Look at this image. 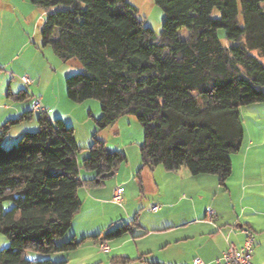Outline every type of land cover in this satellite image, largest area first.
<instances>
[{"label":"trees","instance_id":"obj_1","mask_svg":"<svg viewBox=\"0 0 264 264\" xmlns=\"http://www.w3.org/2000/svg\"><path fill=\"white\" fill-rule=\"evenodd\" d=\"M27 1L45 15L42 47L81 67L65 79L68 100L98 101L100 117L81 163L73 129L61 119L38 114L37 130L8 147L3 140L9 128L29 121L32 113L0 126V233L9 242L0 250V264H66L31 262L24 252H71L88 239L55 244L81 209L78 190L102 186L104 175L127 163L124 153L108 151L97 137L120 117H134L143 130L135 176L141 191L142 170L157 167L213 175L224 185L231 156L242 146L239 110L264 103L259 59L264 57V0H153L163 13L158 38L127 0ZM181 29L187 31L184 38ZM12 97L27 95L21 91ZM81 170L94 178L82 179ZM5 203L11 206L5 209ZM135 226L132 220L93 239H120ZM129 261L112 257L110 264Z\"/></svg>","mask_w":264,"mask_h":264},{"label":"rangeland","instance_id":"obj_2","mask_svg":"<svg viewBox=\"0 0 264 264\" xmlns=\"http://www.w3.org/2000/svg\"><path fill=\"white\" fill-rule=\"evenodd\" d=\"M136 9V17L140 20L144 27L151 29L155 38H158L161 32V26L163 21L162 10L154 5L153 0H127ZM11 3V8L7 5ZM15 9V13L13 11ZM28 15L27 18L20 17V15ZM45 19L44 12L33 5H31L27 0H7L4 4L0 2V59L4 61H11L13 57H20L13 64L15 66L11 67L9 65H0V107H8L9 113L15 111L22 105V101L15 99L14 97H9L8 94L16 95L19 90L17 83H13L16 80V76L13 77L12 73H22L25 77L29 78L33 82V78L36 80V85L32 88L34 90L35 96L39 97L44 93L45 101L55 102L58 111H61L63 115H75L73 119L74 125L71 127L73 129V137L77 146L81 149L77 155L78 163L86 157L87 149L92 144V135L97 131V126L95 121L99 119L98 110H100V104L96 100H87L85 103H72L68 100L66 95L65 79L71 75H75L81 71L79 63L75 60L69 61L68 63L61 62L53 53L51 47H42L40 39V29L43 21ZM28 21H30L28 23ZM180 37H185L187 31L181 29L179 31ZM218 37L221 43L228 46L229 43L224 39V31H218ZM257 56V53H253ZM15 60V58H13ZM264 65V57L259 58ZM12 63V62H10ZM24 67L27 68L24 70ZM22 71V72H21ZM27 71V74H25ZM35 76V77H34ZM14 78V79H11ZM17 82V81H15ZM37 88V89H36ZM36 89V92H35ZM67 102L68 105L65 102ZM32 103V101H31ZM45 103V102H43ZM43 105V104H42ZM19 106V107H18ZM22 105L21 108H24ZM71 106V107H69ZM75 106H80V109L74 110V112L69 111L70 108ZM254 106V105H249ZM249 106L240 108V118L243 127V134H250L253 138L254 147L249 155L253 153L257 154L258 163L253 161V157L249 156L250 161H247L245 174L250 175H264V149L255 147L260 141L261 134L264 132V112L259 116V122H255L253 119L248 117V113L253 111L249 109ZM258 108H263L264 103L255 104ZM18 107V108H17ZM86 112L85 118H81L80 111L82 109ZM88 110L93 111L88 115ZM30 112L31 105H30ZM24 112H22L23 114ZM37 114V113H36ZM34 116V115H33ZM38 117V115H36ZM17 118V117H16ZM13 118V119H16ZM11 119V120H13ZM37 119V118H36ZM29 121L21 122L20 124L13 125L9 128L4 140L3 145L5 147L16 145L17 140H14L13 144H10L11 138H15L18 131H22V128L26 126L29 129ZM120 134L114 135L112 132L109 133L111 129H107L104 135L101 132L98 134V138L104 137L107 142L105 143V148L110 152L121 151L127 157V163L129 165H121L122 168H134L133 176H129L125 172H122L119 179L115 176L105 178L103 185L100 186L101 189L112 192L118 188V184L122 187L125 195L122 197L121 204H114L112 201L110 205L100 206L97 204H92L88 199L85 198L86 192L84 189L79 191V200L82 204V209L79 215L75 217L72 227L66 235L55 241L56 245H61L63 243H68L72 238V231L81 232L90 225L94 228L100 229V233H108L114 231L117 228L122 227V225H127L129 221L135 220L140 226H136L132 229V234L124 236L120 239H115L112 241H107L108 246L118 248L114 253L103 254L98 252L97 247H95L92 240L84 241L78 246L75 251L71 252H57L47 255H42L35 253L33 251H25L24 258L28 261L34 262L39 260H50L52 262H66V264H110V259L114 256H122L130 259L126 264H175L178 255H184L191 263L193 259L203 250H199L200 242L198 239H192L184 242H175V240L170 241V236L172 232H177L178 229H167L165 225H169L177 220V215L169 214L172 211L165 204L158 202L153 205L159 207L158 217L151 211L152 201L147 202L143 199L144 188L142 192L139 188L137 179H135L136 172L139 166H135V162H132L134 155L139 156V146L143 142V130L141 125L132 116H124L119 123ZM25 129V128H24ZM37 129L27 130L28 133L35 132ZM89 134L86 137V132ZM25 133V132H23ZM20 137V136H19ZM258 137V138H256ZM247 138V137H246ZM244 146L240 149L241 153L245 152L247 148V139L243 140ZM262 150V153H258ZM239 151V152H240ZM254 151V152H253ZM239 152L232 155L231 158L235 156H240ZM129 153V156L127 155ZM133 156V157H131ZM129 157L131 162L129 163ZM161 168V167H160ZM243 161L242 159H236L234 161L233 169H231V177L227 183L230 185L232 191V200L229 201L228 196L224 199L216 198L215 205L218 206H232L240 203L238 197V176L241 177L243 174ZM163 170V169H162ZM90 174L84 170L80 171V174ZM125 173V174H124ZM90 189V188H88ZM263 189L257 188L255 192L257 195L262 194ZM84 195V196H83ZM261 201V200H260ZM238 202V203H237ZM255 206L260 208L261 203L255 201ZM203 202L197 203L198 209H201ZM10 203H5V209L10 207ZM223 208V207H221ZM212 209V208H211ZM205 210V208H204ZM126 211L129 212V218L127 217ZM163 213V214H162ZM79 216V217H78ZM161 218V219H157ZM163 219V220H162ZM171 225V224H170ZM164 229V230H162ZM181 232V231H179ZM178 232V233H179ZM97 235V234H96ZM82 236H77V242L81 241ZM205 242H209V238H206ZM203 245V244H201ZM9 242L4 235L0 233V250L7 248Z\"/></svg>","mask_w":264,"mask_h":264},{"label":"crops","instance_id":"obj_3","mask_svg":"<svg viewBox=\"0 0 264 264\" xmlns=\"http://www.w3.org/2000/svg\"><path fill=\"white\" fill-rule=\"evenodd\" d=\"M0 2L1 4L2 3L6 4L7 0H0ZM7 6L11 8V3L8 4ZM14 10L15 9L13 8V11ZM20 17H23L25 20V18H27L28 15L21 14ZM29 22L30 21H28V23ZM13 58H15V60ZM13 58L11 61L6 60L4 62L0 59V65L3 67L6 65H9L10 67L15 66V64L13 63L16 60H18L20 57H13ZM25 69L27 68L24 67V70ZM12 70L13 69L11 67V72H13ZM12 74L13 77L16 76L15 78L16 80H14L13 83H17L16 85H19L17 87L19 92L22 91L27 95V97L24 100H20L22 101V105L25 106L24 108H21L22 105L20 107L18 106L19 108L17 107L18 109H15V111L12 113H9L10 109H8V107H5V105H3V107H0V126L13 118L20 117L22 115V112L24 113L30 112V105L32 98L36 97L34 90H32L34 85H36L37 83L35 78H33L32 85L27 87L20 80V78L24 76L22 75V73H16V75L15 73ZM25 74H27V71H25ZM11 79L14 78L11 77ZM9 92L11 93V91ZM10 93L8 94V96L12 97V94ZM40 94L41 95L37 98H39L41 103L43 104L48 119L54 120L58 118L61 119L66 126L74 125L73 119H76L74 118L75 115L71 114V117H69V115H63L61 111H58L55 102L51 103L50 101H45L44 93L42 92ZM65 103L66 104L64 105H68L67 102ZM76 109H80V106H75L74 108H70L69 111L71 112L72 110V112H74V110ZM249 109H251L253 112L248 113L247 114L248 117L253 119L256 123L259 122V116L264 112L263 108H258L257 106L254 105L251 106ZM97 111H98L97 116L99 115L100 117V110L97 109ZM90 113H93V111L88 110L87 116H89ZM36 115L38 114L36 113L31 114V119L29 125L27 126L29 129H26V126L23 127L22 131H18L15 138H11L10 144H13L14 140H17L19 136L23 134V132H27V130L37 129ZM80 115H82L81 118H85L84 115H86V112H84V110L82 109L80 111ZM123 117H120L112 126L107 127L105 130L101 131V135H104V133H106L108 128L111 129L109 130L110 131L109 133L112 132L116 136L119 135L120 134L119 123L123 119ZM88 134L89 131L86 132V137ZM245 139L248 140L247 141L248 149H246L245 152L242 153L240 151L239 152L240 156H235L234 158H231V169H233L234 161L236 159H242L244 166L243 174L241 175V177L238 176V193H239L238 199L240 201L239 205L232 204L231 207L227 205L225 207L221 206L223 208H221L218 205H215L216 198L224 199L225 196H228L229 201L232 200L231 187L229 188L230 185L227 183V181H229L232 175H230V177L225 181L224 185H221L218 182V178L216 176L213 175L192 176L189 174V172L186 169H181L177 172H166L162 170V168L157 167L153 170L144 169L141 172L142 189L144 188L143 199L146 200L147 202L152 201L153 202L152 206H154L153 204L155 203L161 202L172 210L169 211V214L172 213L174 215H177L176 216L177 220L175 222L170 223L171 225L170 224L165 225L164 227L166 228L165 230L178 229L177 232H172L173 234L170 236L171 239L169 240L170 241L175 240V242H184L192 239L195 240L198 239V242H200L199 250H203V251L197 254L196 257L193 259V261L198 259L203 264H217V260L221 258L222 253L226 250L227 243H233L237 247H240L243 244V240L245 238L243 231L246 230L250 232L254 238V249H253V259H252L253 264H264V175L245 174L246 172L244 171L246 170L247 161H250L251 159L249 158V156L253 157V161L255 163H258L259 160L256 153L255 154L253 153V155H249L248 153L251 152L254 147L252 136L250 134H246L245 136V132H244L243 140ZM100 140H102L104 143L107 142V140H105L104 137H100ZM242 146H244V141H242ZM255 148L264 149V132H262L260 141L258 142ZM258 153H262V150H259ZM127 155L129 156V153H127ZM135 160H136L135 166H137V168L138 166L140 167L141 163L138 160L137 155H134V159H132V162L133 161L135 162ZM132 162H131V158L129 157V163L131 164ZM126 165L129 164L127 163ZM122 172L128 174V177L129 176L131 177L134 174V168L129 167V168L121 169L120 166L114 172L113 176H115L118 180L120 175H122ZM89 173L90 174L85 173V175L80 174V177L82 179H87V180L93 179L94 173L92 172ZM117 185L118 188L122 189V187H120V184L117 183ZM257 188L263 189L262 194L257 195V193L255 192V189ZM81 189H84L86 191L84 192L86 193L84 195L85 198L88 199V201H90V203L97 204L102 207L105 205H110V202L112 201V197H113V192L115 191L112 190V192H109L105 190H99L101 189L100 187H95L90 189L80 188L78 190V193ZM124 195L125 193L123 191V196ZM255 201L261 203L260 208L255 206L254 204ZM199 202H203L204 204L201 207V209H198L197 207V203ZM208 208L210 209L212 208L211 210L213 211L215 218H208L206 213ZM81 209L73 217L70 227H72L73 221L75 217L79 215ZM159 210L160 209H158L156 212L153 213L156 214L158 217H161L162 215H159ZM126 214L127 217L129 218L128 211H126ZM136 219H137V215L135 220ZM157 219H161V218H157ZM129 223L130 221L127 224ZM100 232H101L100 229H97V227L95 229L93 225H90L88 229L81 231L80 233L77 232V230L72 231L71 235L72 238L75 239L77 238V236H82V238H88L85 241L92 240L95 247H97L98 252H100L99 250L100 244L104 243L108 247V251L103 254L116 252L115 250H117L118 248L115 247L110 248L107 242L101 239L98 241H95L93 239V237L96 236H100L101 238H103L104 234ZM206 238H209V242H205L204 244ZM178 256L179 257L176 259L175 264L193 263V262L191 263L188 259H186L184 255H178ZM114 257H122V256H114Z\"/></svg>","mask_w":264,"mask_h":264},{"label":"built area","instance_id":"obj_4","mask_svg":"<svg viewBox=\"0 0 264 264\" xmlns=\"http://www.w3.org/2000/svg\"><path fill=\"white\" fill-rule=\"evenodd\" d=\"M20 80L27 87L32 85V81L25 76L21 77ZM31 111L37 114L46 113V110L39 98H32ZM122 196L123 190L121 188L115 189V191L113 192L112 202L115 204H121ZM158 209L159 207L155 205L151 207L152 212H156ZM206 213L208 218H215L214 213L210 208L207 209ZM243 233L245 236L243 244L240 247H237L233 243H227L226 250L222 253L221 258L217 260V264H253L252 259L254 238L252 234L246 230H244ZM99 250L100 252L105 253L108 251V247L104 243H101L99 246ZM192 264L203 263L200 260L196 259Z\"/></svg>","mask_w":264,"mask_h":264},{"label":"water","instance_id":"obj_5","mask_svg":"<svg viewBox=\"0 0 264 264\" xmlns=\"http://www.w3.org/2000/svg\"><path fill=\"white\" fill-rule=\"evenodd\" d=\"M113 174H114V173L111 172V173H109V174L104 175L103 177H104V178H109V177H112Z\"/></svg>","mask_w":264,"mask_h":264}]
</instances>
